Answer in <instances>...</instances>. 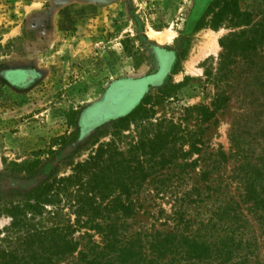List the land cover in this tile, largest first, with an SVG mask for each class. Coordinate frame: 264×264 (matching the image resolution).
<instances>
[{
  "label": "rangeland",
  "instance_id": "obj_1",
  "mask_svg": "<svg viewBox=\"0 0 264 264\" xmlns=\"http://www.w3.org/2000/svg\"><path fill=\"white\" fill-rule=\"evenodd\" d=\"M226 4L229 11L216 22ZM235 11L250 19L236 18ZM263 18V0H0V199L18 201L47 178L85 179L90 157L112 142L127 156L129 145L171 144L183 137L178 150L188 152L192 145L198 150L180 156L178 167L149 171L165 182L138 188L140 209L128 220L131 230L171 228L168 197L189 193L194 204L181 210L191 226L183 227V234L195 235L199 223L209 226L201 233L211 242L242 241L232 261L246 257L248 264H264V208L253 212L251 202L243 201L236 213L217 215L234 197L245 200L244 188L230 180L243 160L225 163L216 157L219 151L230 156V136L238 126L244 148L256 158L264 154V57L253 58L255 67L230 54L225 61L220 45L249 33ZM209 40L217 47L213 53L204 51ZM222 63L232 73L227 79L219 71ZM140 92L141 99L148 97L144 108L149 119L118 124L121 134L116 137L114 122L138 106ZM206 110L214 112L209 120ZM12 163H38L35 176L6 177ZM257 164L253 157L252 167ZM205 174L208 181H202ZM177 178L184 182L175 184ZM63 186L65 194L35 223L40 230L70 227L68 239L83 249L89 241L84 234L93 231L75 228L78 216L69 196L76 188ZM198 194L204 197L200 202ZM10 221L0 217V230ZM20 238L11 234L0 249L18 248ZM93 240L99 242L96 236ZM248 243L251 251L245 249ZM78 257L64 255L56 264H74Z\"/></svg>",
  "mask_w": 264,
  "mask_h": 264
},
{
  "label": "trees",
  "instance_id": "obj_2",
  "mask_svg": "<svg viewBox=\"0 0 264 264\" xmlns=\"http://www.w3.org/2000/svg\"><path fill=\"white\" fill-rule=\"evenodd\" d=\"M232 1L235 3L236 0ZM227 11H229L228 4H226L224 12L216 18V22H220ZM233 15L242 20L250 19V15L238 13V11H235ZM215 17L217 16L215 15ZM211 28H216V26ZM220 45L224 51L222 58L225 61L230 54L233 57H240L244 66L255 67L256 63L253 58L264 57V18L254 24L249 33L242 32L238 36L234 35L230 39H224ZM219 71L223 79H227L232 74L231 71H228L226 63H222ZM263 89L264 82L262 81L261 91ZM141 97L142 94L139 99ZM147 101L148 97L144 96L138 106L125 118L114 122L116 137L121 134V130H118L120 128L116 127L118 124L130 125L149 119L144 108ZM217 101H221V98L218 97ZM202 110L204 111V109ZM213 115L214 112L206 110L205 120L211 119ZM237 128L239 130V126ZM170 129L177 137L178 128L172 125ZM238 130L232 131L230 136L232 143L229 150L230 156L219 151L216 157L221 158L219 160L225 163L231 158L243 160L230 180L244 188L245 200L241 199V195L236 199L234 197L231 199L232 205L229 206L228 202L217 215L236 213L240 207L239 204L243 201L251 202L253 212L260 210L261 207L264 208V154L262 153V157L256 158L255 152L246 150L241 144V134ZM182 139L185 138H176L171 144L168 141H148L145 144L129 145L128 157L114 146L115 142H112V144L99 147L90 157V174H85L87 176L85 179L81 177L82 175L72 176L60 182H51L47 178L38 188L22 198L20 197L18 201L0 199V217L5 216L11 220L8 227L0 230V243L10 239L11 234H20V240H23L18 248L8 247L9 252L2 250L3 248L0 249L2 250L0 251V264H56L64 255H74L75 253L79 257L74 264H248L246 257L232 261L236 251L238 253L242 249V241L238 244L232 237L211 242L206 235L202 236L201 233L210 227H205L200 223L199 231L195 235L183 234L184 231L181 229L183 227L188 229L191 226L190 220L185 221V213L181 210L183 206L194 204L193 195L189 193L170 194L168 197V200L173 203L172 214L166 219L167 222L171 221V228L167 224L160 226L163 230H131L128 220L135 216L137 210L140 209L138 188L147 182V184L155 182L163 184L165 182L161 178L150 175L149 171L158 166L160 169L166 166L178 167L177 161L180 160V156L187 157L195 146L192 145L188 152H184L183 148L178 150L177 143ZM193 150L198 149L194 147ZM140 153L143 156L137 159ZM168 154H172V156L168 158ZM146 156L148 159L144 160L143 157ZM253 157L258 164L252 167ZM196 164L193 163L191 166L194 167ZM37 165L38 163L23 165L12 163L6 168L5 176L32 178L35 176L34 170ZM82 167L77 168V173L81 172ZM202 177V181H208L207 174ZM73 179L76 180L73 181ZM183 182L184 180L177 178L175 184ZM67 183L76 188L75 193L69 196V202L76 208L78 216L75 228L81 230L86 227L93 231L92 236L84 234V238H89V241L83 249H80L79 242L68 239L67 232L71 230L70 227L69 230L58 226L40 230L37 229L35 223L38 217H43L48 206L54 205L56 200L60 199L61 193L65 194L67 189L63 184ZM238 198L240 200H237ZM203 199L198 194V201ZM82 216H86L85 222L82 220ZM235 217L237 222L241 221L237 215ZM166 227L168 228L165 229ZM23 230L24 233H21ZM95 236L99 242L93 240ZM245 249L251 251L252 246H249L248 243ZM26 252L32 255L30 260L24 256L27 255Z\"/></svg>",
  "mask_w": 264,
  "mask_h": 264
},
{
  "label": "bare ground",
  "instance_id": "obj_3",
  "mask_svg": "<svg viewBox=\"0 0 264 264\" xmlns=\"http://www.w3.org/2000/svg\"><path fill=\"white\" fill-rule=\"evenodd\" d=\"M168 38L170 39V37H168ZM168 38H165V39L164 38H158V39H159V41L164 42L165 40H168ZM204 44H206V43H204ZM215 46L216 45L214 44V42L212 40H209V42H207V44H206L204 51L206 53H213L215 51V48L217 49V47H215Z\"/></svg>",
  "mask_w": 264,
  "mask_h": 264
}]
</instances>
